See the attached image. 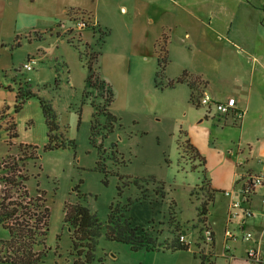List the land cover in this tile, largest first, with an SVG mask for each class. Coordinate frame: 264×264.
I'll return each instance as SVG.
<instances>
[{"label": "rangeland", "instance_id": "rangeland-1", "mask_svg": "<svg viewBox=\"0 0 264 264\" xmlns=\"http://www.w3.org/2000/svg\"><path fill=\"white\" fill-rule=\"evenodd\" d=\"M179 2L184 6V12L175 11L173 20L176 19L177 25L184 27L189 33L188 38L184 36V32L180 33L189 48L188 57L192 59L194 66L208 70L210 85L214 87L216 96L239 99V88L247 89L249 70L256 73L254 84L259 83L264 94V0ZM26 3L33 5L34 0H26ZM85 30L94 34L89 39L91 47L88 46L85 50L89 55L100 54L98 59L103 67L109 65L108 53L114 50V46L120 41H126V47L128 46L127 36L124 37V32L117 25L113 29L100 25V28L96 26ZM5 31L0 25V42ZM76 31L73 28V33L70 31L62 37L66 46L56 43L58 35L50 28L33 33L31 36L35 40H28L22 35L19 37L21 40L18 38L19 45L17 41L3 39L8 54L1 57L9 60L11 67L0 70V106L4 103L9 106L8 114L0 108V159L10 153L15 156L18 152L15 146L8 145V130L4 127L5 123L2 125L6 118V124L9 125L11 118L16 137L9 140L15 144L26 142L36 146L37 158L27 162L26 188L29 194H33L36 189L43 191L49 207L45 239L34 248L45 254L36 264L71 262V241L69 230L63 221V207L65 203L77 201L84 204L103 226L97 237L94 251L96 260L93 264H209L208 260L202 262L198 253L203 242V223L198 221L197 216L192 218L193 207L196 205L197 208L204 197L203 191L197 186L203 179L206 181V178L213 188L221 185L228 173L229 160L233 166V159L229 156L224 158L226 149L206 152L205 142L202 141L204 153L201 152L200 155L205 160V172L198 158L185 144L188 125H202L207 130H213L215 123L213 126L205 121L196 123L203 117V107L191 104L188 94H183L181 87L172 92L173 86H166L165 68L172 62L167 47L180 34L164 28L159 38L153 41L154 47L151 40L144 36L136 41L133 48L139 46L141 51L127 56L134 87L132 102L135 110L121 115L122 113L108 109L116 117L113 121L108 119L106 110L99 108L97 122L94 123L96 131L91 140L93 108L84 100L85 93L82 95L84 85H87L85 44L78 39ZM106 35L108 40L104 44ZM161 36L165 38V53L160 47L159 40L163 39ZM147 43L149 49L145 48ZM28 52L33 55L28 56ZM61 54L67 63H62L59 59ZM163 56L164 70L157 76L159 64L163 63H159L158 59ZM33 59L35 60L30 63V70L22 68L24 63ZM93 63L95 66L96 60ZM19 87L29 89L37 96L25 100L15 112L14 96ZM87 88L95 90L89 86ZM97 93L100 97L97 104L101 105L105 94L100 90ZM38 97L47 100L54 109L58 126L54 133L57 137L62 136L65 142L63 146L44 149L48 141V128ZM175 98L183 99V102L172 112L171 100ZM154 99H158L155 112L160 109L162 115L149 112L148 107L151 108ZM126 179L132 183L122 187ZM133 179L143 180L140 185L147 192H152L160 183L163 185V203L155 206V214H148L149 218L162 221L157 226L161 229V234L156 238L159 248L154 250H134L129 243L108 239L104 234L109 205L117 202L121 204L129 196L133 198L139 195ZM148 179H154L158 184ZM224 201L225 198L218 196L209 206V220L214 233L212 264H231V261L222 256ZM162 215L165 216L162 218ZM174 224L179 228L176 231ZM179 234L186 236L188 249L160 247L165 245L164 240L170 243ZM7 236V229L0 224V239ZM228 246L233 259L242 264L245 241H230ZM99 257L102 259L101 263Z\"/></svg>", "mask_w": 264, "mask_h": 264}, {"label": "crops", "instance_id": "crops-1", "mask_svg": "<svg viewBox=\"0 0 264 264\" xmlns=\"http://www.w3.org/2000/svg\"><path fill=\"white\" fill-rule=\"evenodd\" d=\"M69 10H71L73 15H68ZM177 10V13L184 12V6H182L179 0H34L33 5H28L26 0H0V25L6 30L0 42V70L3 71L11 67V62L1 57H5L8 54L7 48L4 46V38L11 42L17 41L19 45L21 40L19 37H22V35L28 38V40H35V38L31 36L33 33L44 32L50 28L58 35L55 40L56 43L61 46L64 44L62 42V37L66 36L65 34L70 31L73 33V28L77 19L86 21L83 16V14H86V16L90 18V22H88L90 26L86 28H94L96 26L100 28L101 25L113 29V27L117 25V27L124 32V37L127 36V42L129 41L127 47L125 44L126 41H120L112 48L114 50L108 53V59L110 60L109 65H105V67L101 66L100 60L98 59L100 54H98L95 67L99 79L108 84L112 92V101L108 105V109H111L115 113H122L121 115L129 112L131 113L135 110L132 102V99H134L132 97L134 87H132L133 83H131L130 64H127V56L130 53L141 51L142 48L139 46L133 48V45H136V41L139 40L141 36L151 40V45L154 47V44H152L153 41L159 38L164 28L171 29L174 34L184 32V36L188 38L189 33L185 31V28L177 25L178 22L176 19L173 20L175 11ZM193 20L194 18L192 22ZM86 28L76 32L78 34V39L81 40L83 44H87L91 47L89 39H91L94 34H92V32L90 34L85 30ZM105 37L104 44H106L108 40V35ZM18 38L20 40H18ZM145 48H150L148 43ZM187 49L189 50L186 40L182 38L181 34L175 37L174 42L171 40L167 50L169 56L171 55L172 57L171 61L174 63L170 65L172 62H169L165 68L167 80L174 79L183 71H186L189 76L199 75L201 79L206 81V84L200 87V93L203 91L208 92L215 101H225L227 98L232 97L220 98L216 96L214 87L210 85L211 77L208 74V70L194 66V62L188 57ZM27 55L31 56L33 53L30 55L28 52ZM59 59L62 63H67L65 60L66 58L62 54ZM255 80L256 73L249 70L247 89L242 90L239 88L241 96L239 99L234 98L235 106L232 112L226 115L215 113L213 116H205L204 111L202 112L203 117L196 123L205 121L211 126L215 123L213 130H207V128L202 125L193 126V124H190L187 127L188 130L185 131V139L195 148L200 157H202L200 153H204V150L201 148L202 141H204L206 152L209 150L219 149L218 151H220V149H226L227 154L224 153V158L229 156L233 159V166L229 160L230 166L228 173L221 185H217L213 188L208 178H206L205 181L208 187L215 191L213 200L218 198V196L225 198V217L230 198L225 196L223 192L226 190H233L236 192L241 185V180L238 181L239 178H244V175L249 173L260 172L264 167V94H262V86H260L259 83L254 84ZM9 86L10 85H8V87ZM187 86L186 82L177 83L171 89L172 92H175L181 87L183 94L186 92L189 96L190 90ZM82 91V95L85 93L84 100L87 101V103L97 104V100L100 97L96 90L89 89L87 85H84ZM1 94L2 90L0 89V96ZM154 100L151 108L148 107V110H150L149 112L154 111V114L162 115L163 112L160 109L155 112L158 99ZM182 100L177 98L172 99L170 111L174 112V110L182 104ZM8 107L6 103L0 106L6 114H8ZM234 134L235 136H233ZM234 137L237 138L235 144L233 143ZM213 139H215V141H211ZM237 159L242 161L241 164L237 163ZM225 160L226 159H224V161ZM202 167L206 172L204 158ZM219 191L220 193H218ZM191 204L193 205V203ZM243 206L249 207L253 213L252 217L243 225V229L250 230L253 237L256 238L264 226V206L260 204L256 196L245 202ZM193 209L194 215L192 218H195L196 205ZM175 211L177 212V210ZM206 217V223L213 231L211 221L209 220V208ZM240 229L241 227L239 229L236 228L237 231ZM185 240L188 243L186 236ZM213 244L214 233L212 246ZM246 244L248 243L245 242V245ZM243 260L242 264H251L245 259ZM229 261H231V264H240L235 259Z\"/></svg>", "mask_w": 264, "mask_h": 264}, {"label": "trees", "instance_id": "trees-1", "mask_svg": "<svg viewBox=\"0 0 264 264\" xmlns=\"http://www.w3.org/2000/svg\"><path fill=\"white\" fill-rule=\"evenodd\" d=\"M68 15L73 13L68 11ZM87 22H90V18L83 14ZM90 26V25H89ZM163 36V35H162ZM161 36V37H162ZM160 47L165 53L164 48L165 38L162 37ZM161 39V38H160ZM88 45H84V55L86 57L85 63L87 66V76L85 82L87 86L95 88L96 91L104 92V102L99 104H91L92 120H91V136L96 131V117L99 114V108L107 111L108 119L115 120L116 117L108 110V105L112 101V92L108 84L101 81L98 76V72L93 61L96 60V55H89L85 49H88ZM159 70L157 76L162 73L165 66V56L162 59H158ZM186 82L189 89V101L196 107H199L198 99L200 93V87L206 84V81L201 79L199 75L189 76L186 71H183L178 77L174 79H168L166 86L171 87L177 83ZM32 96H37L29 89L25 90L19 87L15 94L14 111H18L23 102ZM102 97V94L100 95ZM42 115L47 125L48 141L44 145V149L55 148L63 146L65 144L62 136L57 137L54 133L57 129L56 115L51 104L38 97ZM8 130V145L15 146L17 155L7 154L3 156L0 161V180L4 183V187L0 188V224L7 229L8 236L5 239H0V263L1 264H36L41 260L45 252L36 251L34 248L41 244L46 236L49 221V207L46 204V198L44 192L36 189L33 194H29L26 188V182L28 179L27 162L29 159L37 158L36 146L28 143L19 142L18 144L12 143L9 138L16 137V131L14 129V123L11 118L9 125L6 128ZM68 143L72 144V141ZM186 146L195 154L199 163L202 165L203 157H200L195 148L186 140ZM158 184L154 179H148ZM140 182H144L141 179H133V183L136 184L139 195L131 198L130 196L124 203H115L109 205V212L107 220L104 225L105 237L111 240L120 242H126L130 244V247L134 250H154L159 248L156 245V238L161 234V229H158V225L162 224L159 219L156 221L152 217L149 218L148 214L153 213L155 206L162 204L165 196L163 185L160 183L155 186L152 192H147L140 185ZM152 182V183H153ZM132 183L126 179L123 182V186ZM198 189L203 191V199L197 206V219L203 224H207V213L210 204L213 202L214 190L210 189L207 182L203 179ZM192 194V193H190ZM165 215H162V218ZM63 221L67 228H69V238L71 241L70 255L71 262L69 264H93L96 260L94 251L96 248L97 237L103 226L99 223L98 219L92 214L89 209L80 202L65 203L63 207ZM174 230L177 229V225L174 224ZM165 241L164 246L173 250L188 249L189 243L186 241H180L178 237L171 239L170 243ZM99 263L102 259L99 257Z\"/></svg>", "mask_w": 264, "mask_h": 264}, {"label": "built area", "instance_id": "built-area-1", "mask_svg": "<svg viewBox=\"0 0 264 264\" xmlns=\"http://www.w3.org/2000/svg\"><path fill=\"white\" fill-rule=\"evenodd\" d=\"M89 26V23L83 19H77L75 21L74 28L82 30ZM35 59L29 60L22 65L25 70H30L31 65ZM198 103L204 109L205 116H213L215 113L219 115H226L233 111L235 106V100L233 97L227 98L225 101H215L212 99L208 92H201ZM7 119V118H6ZM4 119L2 125L7 128V120ZM241 160L237 159V163L241 164ZM241 185L238 190H226L223 194L230 198L228 209L225 217V225L223 227V247L222 256L228 260L233 259L228 242L236 241L241 239L246 244L243 255L244 259L251 264H264V226L260 234L254 238L253 234L248 229H243L245 222L252 217L253 213L249 207H244L243 204L252 197H258V200L262 206H264V167L260 172L249 173L244 175V178H239ZM4 187V183L0 180V188ZM233 225V227H231ZM236 230V228H240ZM203 242L202 246L198 248L200 258L202 262L208 260L209 264H212V242H213V231L208 224H203L202 235ZM178 239L180 241H186L183 234H179Z\"/></svg>", "mask_w": 264, "mask_h": 264}, {"label": "water", "instance_id": "water-1", "mask_svg": "<svg viewBox=\"0 0 264 264\" xmlns=\"http://www.w3.org/2000/svg\"><path fill=\"white\" fill-rule=\"evenodd\" d=\"M68 230H69V228H68Z\"/></svg>", "mask_w": 264, "mask_h": 264}]
</instances>
